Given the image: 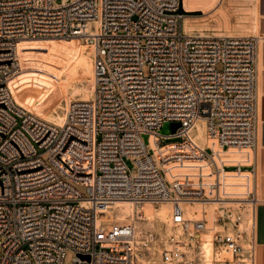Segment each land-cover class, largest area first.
I'll list each match as a JSON object with an SVG mask.
<instances>
[{"label":"built area","instance_id":"obj_1","mask_svg":"<svg viewBox=\"0 0 264 264\" xmlns=\"http://www.w3.org/2000/svg\"><path fill=\"white\" fill-rule=\"evenodd\" d=\"M181 18L171 0H0V264H65L70 250L74 264H135V227L104 219L119 202L171 204V224L198 243L208 212L187 218V204L257 206L260 39L187 34ZM44 37L96 51L93 98L70 101L62 125L12 92L19 43ZM201 120L206 147L194 139ZM166 123L180 126L162 136ZM232 176L246 192L227 191ZM220 209L217 255L257 264L254 210L246 230L243 213ZM170 242L164 264H197Z\"/></svg>","mask_w":264,"mask_h":264},{"label":"rangeland","instance_id":"obj_2","mask_svg":"<svg viewBox=\"0 0 264 264\" xmlns=\"http://www.w3.org/2000/svg\"><path fill=\"white\" fill-rule=\"evenodd\" d=\"M171 1L174 3L173 0ZM55 2L57 4H61L63 0H55ZM179 5L180 6L177 7V12L182 15L181 20L183 27L184 23L187 20L190 25L194 26L195 33L210 34L215 36L255 35L253 26V9L255 8V0H224L222 6L223 9L220 8L208 14H205V10L203 8L202 3H196L194 5L193 9L196 10H185L183 7V0H180ZM74 39L76 40L75 51H80L84 47L86 55L89 57L88 59L90 60L91 57H93L92 55L94 54L95 48L88 44L85 40L62 37H44L36 40H42V43L50 46L53 44H57L61 41H70ZM59 56L62 58V61L66 69L68 70L69 77L66 79L64 88L56 92V96H54L55 98L53 100L56 106L59 107V113L64 115L66 112L67 104L70 101L91 100L93 98V93L90 92L94 91V79L92 80L89 77L88 71L86 69H83L76 59L71 58L70 56H64L62 54H60ZM22 68H25L23 62L21 69ZM218 68L221 69V66H219ZM143 69L145 76H148V68L144 67ZM18 71L17 73H15L13 78L10 79L11 86L13 85L15 87V90L17 91L25 88L24 84H21L18 81L14 82L20 76V73ZM55 115L56 113H54V111L50 109L49 111H46L45 117L43 119L48 121L54 118ZM159 134L162 136H170L172 134L171 123L164 124V126L159 130ZM144 138L145 140H147V136H145ZM172 141L176 140L171 139L165 142ZM156 152L158 151L156 150ZM47 159L48 156L45 157V160ZM228 182L231 184V187L228 188L227 191L232 193L234 192L237 194H243L244 192H246V188L244 187L245 185H243L245 184L244 179L232 176L229 178ZM239 197L243 198L241 196ZM245 199H251V196H246ZM214 203L215 202H209L205 204L202 202H195V204H187V206L185 207L189 214L186 217L190 219H200L202 218V213L204 210L208 212L207 219L209 220V231L204 234H201L202 241L200 243H198V240H195V242L189 241L187 233H183L180 228H175L171 224V206L168 210V214L165 220H161L158 217V213L163 209L164 204H150V207L153 211V218L150 220H147L143 216V214L135 218V220H132L131 218L129 220H122L120 222L121 224H131L136 229L135 264H164L162 260V252L165 249L171 248V236H176L178 238L182 248H186L189 251V256L192 259L196 260L197 264H227L226 261L232 259L231 255L227 254L226 252H223L221 255L218 256L214 248V236L215 233L220 230V226L218 224H213L216 214H221L222 209L220 208L222 206H225V208L231 207L234 212H241L244 214L245 221L243 223L242 229L251 230V226L253 224L251 213L252 210H254L255 221V213L257 207L254 208L251 204L223 205L225 204L224 202L223 204ZM144 207V204L139 205L136 211H143ZM209 242H211L212 244L211 253L207 249V244ZM188 244L189 246H187ZM201 248L204 251L205 259L199 261V258H201ZM75 258L76 254L72 250L68 251L65 257V264H74ZM218 260L221 261L218 262Z\"/></svg>","mask_w":264,"mask_h":264},{"label":"bare ground","instance_id":"obj_3","mask_svg":"<svg viewBox=\"0 0 264 264\" xmlns=\"http://www.w3.org/2000/svg\"><path fill=\"white\" fill-rule=\"evenodd\" d=\"M173 1L174 3H172L176 7L180 6V0ZM223 2L224 0H183V7L185 10H196L193 9L194 5L196 3H202L205 14H208L222 8ZM253 16V26L255 28L256 11L254 9ZM184 31L187 34L195 33L194 26L190 25L187 20L184 23ZM42 42V40L27 39L22 40L19 43L16 50V56L20 64L18 71L20 76L14 82L18 81L19 83L24 84L25 88L17 91L13 85L11 87L14 92V97L19 105L42 119L45 117L46 111L51 109L54 113H56V115L48 121L56 125H62L66 118V112L64 115L60 114L58 111L59 107L56 106L53 99L55 98L54 96H56V92L64 88V84L66 83V79L69 77V73L59 55L62 54L76 59L81 67L88 71L89 77L93 80V62L95 61L96 51H94L93 55L91 54L93 57H91L90 61L88 59L89 57L86 55L84 47L80 51H75V39L70 41H61L50 46ZM22 62L25 68L21 69ZM194 139L201 147H206L208 145L206 123L204 120L197 122ZM153 147L159 151L157 145H153ZM150 204L152 203H144L145 207L143 211L137 212V204L132 202H119L107 212V216H105L104 219L120 223L122 220H129L130 218L135 220V218L143 214L147 220H150L153 218V211ZM214 204L218 203L215 202ZM170 206L171 204L164 203L163 209L158 213L159 219H166ZM188 215L189 214L186 210V216ZM207 249L211 253V242L207 244Z\"/></svg>","mask_w":264,"mask_h":264},{"label":"crops","instance_id":"obj_4","mask_svg":"<svg viewBox=\"0 0 264 264\" xmlns=\"http://www.w3.org/2000/svg\"><path fill=\"white\" fill-rule=\"evenodd\" d=\"M255 37L260 39L258 49V150L254 167V190L258 200L255 215L257 264H264V0H255Z\"/></svg>","mask_w":264,"mask_h":264},{"label":"water","instance_id":"obj_5","mask_svg":"<svg viewBox=\"0 0 264 264\" xmlns=\"http://www.w3.org/2000/svg\"><path fill=\"white\" fill-rule=\"evenodd\" d=\"M171 126H172V132L175 133L180 125L179 124H172Z\"/></svg>","mask_w":264,"mask_h":264}]
</instances>
